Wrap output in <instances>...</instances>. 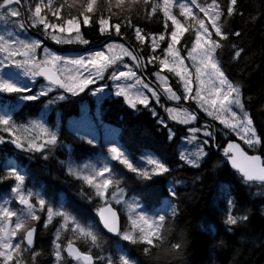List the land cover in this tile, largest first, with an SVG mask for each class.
Instances as JSON below:
<instances>
[{"label":"snow or ice","instance_id":"obj_1","mask_svg":"<svg viewBox=\"0 0 264 264\" xmlns=\"http://www.w3.org/2000/svg\"><path fill=\"white\" fill-rule=\"evenodd\" d=\"M242 8V0H0V94L15 95V103L0 102V145L44 161L67 148L68 160L58 163L95 211L84 216L64 200L54 201L28 183L25 169L8 161L0 169V184L11 182L0 199V264H42L37 240L44 231L53 237L47 264H140L118 241L114 254L106 249L107 234L134 246L143 264H183L185 234H170L185 195L178 188L189 180L172 174L201 170L192 175L194 184L213 148L241 184L255 186L253 195L264 197V118L256 122L252 97L221 60L226 47L233 60L245 53L230 40L242 36L234 29L245 17ZM249 15L255 22L257 15ZM152 21L158 30H146ZM82 28L103 38L100 48L80 47L90 45ZM85 92L98 104L114 96L135 112L147 110L167 130L168 142H180L175 157L147 149L133 157L119 143L120 129L105 125L99 110L90 116L82 106L67 131L98 151L76 163L60 124L50 125L46 112L24 123L14 116L21 102L40 101L48 109ZM169 121L183 127L174 130ZM160 177L166 194L149 204V190ZM219 187L222 222L232 232L248 220L249 210L234 213L231 184L221 181ZM208 231L214 235L215 226Z\"/></svg>","mask_w":264,"mask_h":264},{"label":"trees","instance_id":"obj_2","mask_svg":"<svg viewBox=\"0 0 264 264\" xmlns=\"http://www.w3.org/2000/svg\"><path fill=\"white\" fill-rule=\"evenodd\" d=\"M242 3L245 17L238 18L234 24V29L240 30L242 36L230 37V40L243 47L245 53L239 60H233L231 50L226 47L221 60L229 77L241 81L245 96L252 97L249 110L259 123L264 118V107L261 106L264 102V0H242ZM249 13L257 15L255 22L251 20ZM159 28V23L147 22L146 30L156 31ZM82 30L86 33V38L90 40V45L80 46L81 48L101 47L102 37L89 28H82ZM128 35L130 38L131 34ZM49 43L53 48L60 50V46ZM46 99V97L41 98V100ZM121 101L122 98L113 96L111 99L105 98L98 104L95 97L85 92L68 101L51 105L48 109H44L40 101L21 102L14 116L18 122L24 123L29 119H39L40 112H46L45 119L50 125L57 122L60 124L63 130L62 138L72 150V159L76 162H82L81 156L98 151L75 139L67 131L71 120L81 116L82 106L86 107L90 116H94L99 110L105 125L120 129L119 143L125 145L133 157L138 156L141 150L147 149L174 158L180 142H168L167 130L157 125L147 110L135 112ZM0 102L15 103V95L0 94ZM169 124L174 130L183 127L171 121ZM100 131L103 133V129ZM223 143V137L218 135L217 144L223 146ZM68 152L67 148L57 150L55 156L50 157L48 161L40 159L38 154L30 160L28 154L15 150L12 145H0V169L5 163L11 161L27 171L28 183L34 185L36 190H42L54 201L64 200L70 208L80 210L84 216H94L92 204L80 198L79 182L67 176L66 167L58 163L60 160H68ZM199 171L201 170L182 168L172 174L177 179L189 180L187 187L178 188L185 195L181 197V211L172 221L170 234V238L179 232L185 234L187 250L183 257V264H264V212H262L264 197L253 195L258 191L255 186L248 187L239 182L230 167L222 163V155L217 148L212 149L207 162L203 164L201 179L193 184L191 177ZM221 181L231 184V192L236 204L234 213L236 209L249 210L248 220L244 225L235 227L232 232H228L222 222L224 204L219 199ZM10 183L5 181L0 184V199H3L7 185ZM133 187L138 186L133 185ZM166 187L165 178L160 177L149 190L151 195L147 198V202L152 204L157 198L163 197L166 194ZM121 216L123 225L125 222L123 213ZM209 225L215 226L214 235L209 234ZM52 238L48 231L38 235L37 242L44 249L40 258L42 264L48 262L49 241ZM221 239L224 241L223 245L219 244ZM117 241L125 245L129 254L143 264L144 258L136 248L128 245L127 242L120 241L118 237L108 235L105 248L114 254ZM80 246L86 247L83 244ZM237 249H239L238 255H236Z\"/></svg>","mask_w":264,"mask_h":264},{"label":"rangeland","instance_id":"obj_3","mask_svg":"<svg viewBox=\"0 0 264 264\" xmlns=\"http://www.w3.org/2000/svg\"><path fill=\"white\" fill-rule=\"evenodd\" d=\"M3 28H4V24L2 23V22H0V32H2L3 31ZM37 38H40V37H37ZM40 39H42V38H40ZM74 121H78V118L77 119H72L71 120V123L72 122H74ZM70 123V124H71ZM103 132V131H102ZM188 147H191V146H188ZM76 162V161H75ZM76 163H82V162H76Z\"/></svg>","mask_w":264,"mask_h":264},{"label":"flooded vegetation","instance_id":"obj_4","mask_svg":"<svg viewBox=\"0 0 264 264\" xmlns=\"http://www.w3.org/2000/svg\"><path fill=\"white\" fill-rule=\"evenodd\" d=\"M30 32H31V34H33L34 36H36V38H37V37H40L39 34L36 33L34 30H30ZM40 38L43 39V37H40Z\"/></svg>","mask_w":264,"mask_h":264},{"label":"water","instance_id":"obj_5","mask_svg":"<svg viewBox=\"0 0 264 264\" xmlns=\"http://www.w3.org/2000/svg\"><path fill=\"white\" fill-rule=\"evenodd\" d=\"M243 146V145H242ZM221 155H222V153H221ZM230 167V166H229ZM231 169V168H230ZM233 171V170H232ZM121 224H122V216H121ZM109 236H112V237H116V236H114L113 234H108Z\"/></svg>","mask_w":264,"mask_h":264}]
</instances>
